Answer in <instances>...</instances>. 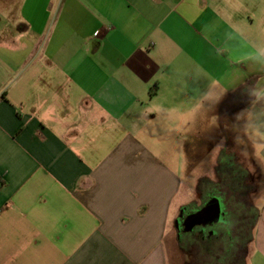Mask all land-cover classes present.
<instances>
[{"label":"crops","instance_id":"0c3cea01","mask_svg":"<svg viewBox=\"0 0 264 264\" xmlns=\"http://www.w3.org/2000/svg\"><path fill=\"white\" fill-rule=\"evenodd\" d=\"M241 40L264 46V0H0V264H170L181 213L214 197L224 222L194 229L193 263L264 264V162L236 119L264 109V73L226 50ZM241 74L214 123L176 135L150 111Z\"/></svg>","mask_w":264,"mask_h":264},{"label":"clouds","instance_id":"9594fccd","mask_svg":"<svg viewBox=\"0 0 264 264\" xmlns=\"http://www.w3.org/2000/svg\"><path fill=\"white\" fill-rule=\"evenodd\" d=\"M237 37L229 35L228 39L234 40ZM226 50L232 54L233 60L237 64L247 66L249 72L264 73V46L250 45L241 40L240 48H230L225 46ZM242 78L230 77V84L234 86L224 87V85L211 77H205L208 81L206 90H194V94L189 97L188 90L181 91V99L169 100L167 96L162 95L153 102L150 108L151 112L156 114V118L162 121L169 133L183 135L187 130L197 123L204 121L215 122V116H209V111L218 104L225 93L230 89L242 83ZM239 79V82L235 81ZM250 95L256 99L255 104L264 102V77H262L257 85L251 90ZM237 121H245L243 125V136L247 137V141L252 143L255 157L264 162V109H249L245 113H241L236 117ZM241 144L245 143L242 137H238Z\"/></svg>","mask_w":264,"mask_h":264},{"label":"rangeland","instance_id":"374dc122","mask_svg":"<svg viewBox=\"0 0 264 264\" xmlns=\"http://www.w3.org/2000/svg\"><path fill=\"white\" fill-rule=\"evenodd\" d=\"M235 151H240L241 154L246 156V147L244 145H235L233 146ZM186 161L183 163V166L180 164V168L182 171V174L184 176L183 180L185 182V187L184 190L181 193V196L179 197L180 200L188 205L200 203L201 201V196L196 194L194 192V185H195V177L193 174L197 173V169L199 168L200 164L196 163L195 160V155L194 153H189L187 158L185 159ZM249 164L251 161L248 162ZM254 164V163H253ZM251 186L252 191L250 194V199L251 203H254V205L259 206L263 203L264 201V181L256 179V178H251ZM178 198V199H179ZM177 205V204H176ZM176 207V206H175ZM177 214V211H176ZM254 222V211H251L250 214V229L252 230ZM172 222V226L175 229V225ZM176 231V229H175ZM168 247V253H169V260L170 264H194L193 263V258L191 257L192 255V250L190 249L189 245H185L183 242H178L177 234L175 235V232L172 231L171 235V240H169V243L167 244ZM221 251V244L216 248ZM185 253L187 256L186 262L184 263V258L181 253Z\"/></svg>","mask_w":264,"mask_h":264},{"label":"water","instance_id":"95a60500","mask_svg":"<svg viewBox=\"0 0 264 264\" xmlns=\"http://www.w3.org/2000/svg\"><path fill=\"white\" fill-rule=\"evenodd\" d=\"M223 222L224 203L221 198L214 197L203 208L188 215L183 226L186 232H192L198 226L206 227Z\"/></svg>","mask_w":264,"mask_h":264},{"label":"flooded vegetation","instance_id":"af4514ba","mask_svg":"<svg viewBox=\"0 0 264 264\" xmlns=\"http://www.w3.org/2000/svg\"><path fill=\"white\" fill-rule=\"evenodd\" d=\"M193 212V211H191ZM188 213H181L179 217V221L177 224V233L179 234V242L185 243V245H189L190 249L193 250L194 248V239L199 232L194 230L193 232H186L183 226L184 220ZM209 230V228H207ZM210 233V232H209ZM208 234V233H207Z\"/></svg>","mask_w":264,"mask_h":264},{"label":"trees","instance_id":"16d2710c","mask_svg":"<svg viewBox=\"0 0 264 264\" xmlns=\"http://www.w3.org/2000/svg\"><path fill=\"white\" fill-rule=\"evenodd\" d=\"M2 184H3L2 181H0V187L2 186Z\"/></svg>","mask_w":264,"mask_h":264}]
</instances>
